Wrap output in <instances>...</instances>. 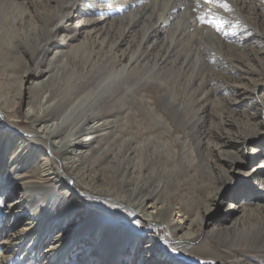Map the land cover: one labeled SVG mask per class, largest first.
Returning <instances> with one entry per match:
<instances>
[{
    "label": "bare ground",
    "instance_id": "obj_1",
    "mask_svg": "<svg viewBox=\"0 0 264 264\" xmlns=\"http://www.w3.org/2000/svg\"><path fill=\"white\" fill-rule=\"evenodd\" d=\"M223 2L227 9L215 0H0L8 15L0 83L15 91L0 94V118L18 127L25 103L28 129L41 137L0 135V262L20 252L18 264H264V180L253 185L250 176L237 204L231 192L225 205L218 187L250 140L264 138V0ZM201 18H218L219 30ZM82 29L89 36L77 44ZM87 73L99 79L83 91ZM112 82L126 91L122 105L145 107V130L156 119L171 138H131L132 128L123 129L129 138H99L109 114L79 108ZM73 110L83 114L72 126ZM125 111L119 119L138 134V113ZM207 121L227 131L226 141L211 138ZM150 139L159 149L143 143ZM61 172L113 203L82 199ZM213 205L235 213L208 229ZM149 227H162L163 239ZM113 229L119 246L110 251L102 243ZM202 232L198 246L166 244Z\"/></svg>",
    "mask_w": 264,
    "mask_h": 264
},
{
    "label": "rangeland",
    "instance_id": "obj_2",
    "mask_svg": "<svg viewBox=\"0 0 264 264\" xmlns=\"http://www.w3.org/2000/svg\"><path fill=\"white\" fill-rule=\"evenodd\" d=\"M90 11L92 13H96L98 11V9L94 8L93 10H90ZM7 17H8V15L4 12V10L0 9V28H4L5 29L6 27H8V24H6L8 22L7 19H6ZM76 20H80V15H78ZM133 33H131V34H133ZM85 36L88 37L89 36V32H87V31L82 29L81 33L79 35L77 44L82 43L84 41H87L88 38L85 37ZM20 38L25 40L26 39V34H24V33L21 34ZM64 50H67V48H65ZM102 69H104V70L101 71V72H106V70H107L106 67H104ZM76 75H78L77 72H76ZM96 76H97L96 74H88L87 73L86 77L83 80L80 79V82L82 84H84V86L82 88L83 91H88L91 87L96 85L97 79H99V78H96ZM0 81L2 82L1 76H0ZM111 81H114V82L118 81V74H115L114 76H112L110 78V80H108L107 82L111 83ZM263 83H264V78H263ZM112 85H111V87L108 86L109 87L108 91H111V92H109L107 95L102 97V99L98 98V99H100V101L99 100L96 101L94 99V100L90 101L88 104L84 103L82 105L83 107L79 106L80 107L79 109H81V111H82V109H86L87 108L85 113H87L88 116L95 115L96 113H99V112L105 113V114H107V113L109 114L108 116H110L109 117L110 120H109V123L107 125V128H106L105 132L99 138H119L118 136H120V138L121 137L122 138H129L128 136H125L126 131L123 130V129L132 128V130L134 131L133 126H128V123H131V121H129V120L126 121V122L125 121H121L122 119H119V117H118V115L119 116H124L125 115L124 113L126 112L125 110H126V108H128V106H130L132 109H134L136 114L138 113L137 114L138 115L137 119L139 118V120L141 121L140 129L138 130L139 133L137 134V133L132 131L133 134H131V136H130L131 138H171L169 136L168 132H167V128H166L165 124H163L162 122H160V121H158L156 119H152L151 128L145 130L146 126H148L147 125V121H149V120L147 119V117H149V116H145V114H144L145 112H143V110H142V112H139V110L144 109L145 107L144 106L143 107L139 106V108L137 107V109L134 108V107L137 106L136 103H135L136 105L133 104L134 101H132L133 103L130 102L129 103L130 105H122V104H124L122 102V98L127 96L126 91L121 90L118 93V84H116V83L114 84L112 82ZM98 89L97 90L99 91L100 94H102L104 92L103 90H101L100 86L98 87ZM262 89H263V94H264V85L262 86ZM14 92L15 91L12 89L11 85H6V84L5 85H1V83H0V94L1 95L4 96L5 93H10L11 94V93H14ZM105 92H106V90H105ZM136 92H137L138 96H139L138 93H141V91L140 92L136 91ZM32 96H33V92L31 93V97ZM138 96H135L136 98L133 97V99L136 102H137V99L139 98ZM85 99H88V97L85 98ZM128 99L133 100L131 98V96H129ZM120 101L122 103H120ZM124 106L126 108H124ZM25 107L26 106H25V103H24L17 109V116H18V118H17V126L18 127H16V128L8 127L0 118V135L9 134L12 137H18V136L21 137L22 136V137H25V138H41L39 135H37V133L29 131V129H28L29 121L25 118ZM120 113H121V115H120ZM81 114H83V113H81ZM81 114L77 110H73V111L69 112V114H68V117H69L68 118V122L71 123L72 126L76 122L80 123L79 119H77V118ZM204 126L205 127H203V128H210L211 129V131H212L211 132V136H212L211 138H215V139L219 138V140L226 141V139H227L226 132L227 131H224L223 129L217 127L214 124L212 125L210 121L205 122ZM73 128L74 127H72L71 130H73ZM203 128L200 127V129H199V131L201 133L205 132V130ZM68 129H69V127H68ZM68 129L64 130L63 138H69V134L67 135ZM263 129H264V126H263ZM20 130H21V132H20ZM29 134H30V136H29ZM261 134H264V130L261 131ZM75 137H76V135L73 136V138H75ZM143 143L145 145L149 143L152 147H153V145H155L157 147V149H159V147H160L157 144L155 139L154 140L153 139L146 140ZM232 145H234V146L237 145V142L233 141ZM117 149L118 148L115 147L114 148V152ZM231 150H233V149L230 148V152L232 153ZM239 154L240 155L237 156V157H239L238 158L239 161H237L236 164L234 165L235 168H236V171H233V172L230 171L229 172L230 173V178L228 179L229 181L225 180L224 181L225 183H223V184L220 183V185H218V187L221 188L220 198L224 202L225 205L230 200L229 198H230L231 192L234 193L235 196L237 197L235 199V201H234L236 204L239 203V201H241L240 197H239L240 192L238 193V190L240 191L243 188L244 192H248V187L246 186L247 185L246 182L248 181L250 176H252V177H250V178H252L251 179L252 181H251L250 184L254 183L253 185L257 184V182L260 179L264 180V165L262 164V161L264 159V138L251 139L250 140V146L248 147V149L246 151L240 152ZM4 156H7V155H4ZM181 157H182L181 158L182 163L184 165H187L190 162V160H191L190 156L187 155L186 153H183L181 155ZM51 159L53 160V167L54 168H56L58 170L62 166L65 174L66 175L67 174L71 175V173L69 171H67V169L65 168L64 161L62 159H58L56 156H53V157L51 156ZM106 169L108 170L109 168H106ZM215 172H216V175H218L217 171H215ZM60 174H61L62 178L64 179V182L67 184V186L71 187L72 184H74L76 194L80 195V197L82 199H84L86 201H89L91 204L95 205L97 202H101L102 204L107 206L108 203H113L111 198L105 197V196L101 195L97 191L89 190L87 187H85V185H83L82 183L78 182L73 175L72 176L74 178V182L72 180H70L68 177H66L62 172ZM116 181H118V179H116ZM245 186H246V188H245ZM15 191H17V190H15ZM16 196L14 195V197H16ZM6 200H7V198H6ZM8 201H10V199H8ZM51 204H54V203H51ZM24 208L28 210L27 206L24 207ZM201 210L203 212H205V208L204 207L201 208ZM209 210L210 211L209 212L206 211V213L204 215V218H205L206 222H209L208 226H207L208 229L213 227L215 224L216 225L217 224H221L225 219L230 218L235 213L234 211H229V212L226 211V212H224V206L219 209V208H217L216 205H213L212 209L210 207ZM47 213L50 216L51 215L53 216V214H54V213H52V211L47 212ZM1 225H2V218L0 217V227H1ZM23 227H25V226H24L23 223H21L17 227V229L23 228ZM149 228L146 229V231H147L146 234L147 235L149 233L150 234L151 233L156 234L158 232L159 235H160V239H163L164 230L162 229V227H159L157 231H156V229L153 230V229H151V228L149 229ZM106 233L108 235H106V238L103 237V243L102 244H104L107 249H110V251L111 250H116L118 248V246H119L118 245V231L113 229V230L106 231ZM204 236H205V232H202L201 235H199L196 239H191V240L184 239L182 242H180L178 240H174V239H170V238L166 237L165 240L167 242L166 244H168L167 245L168 247L171 246V247H175V249H178V250H184V249L187 248L188 245H190V246H198L201 243V241L204 238ZM185 253H183V254L185 255ZM19 255H20V252L18 254H15V255L9 254L8 257H6L3 260V262H0V264H18L17 260H18ZM225 262L223 264H228L227 262L226 263Z\"/></svg>",
    "mask_w": 264,
    "mask_h": 264
},
{
    "label": "snow or ice",
    "instance_id": "obj_3",
    "mask_svg": "<svg viewBox=\"0 0 264 264\" xmlns=\"http://www.w3.org/2000/svg\"><path fill=\"white\" fill-rule=\"evenodd\" d=\"M206 2H213V0H206ZM215 2L217 4H219L220 6L224 7V8H228V5L227 3H224L223 0H215ZM202 19V22H207V23H215L216 24V27H217V30H219V26L220 24L222 23V21H220L218 18H214V20H208V21H205L203 18Z\"/></svg>",
    "mask_w": 264,
    "mask_h": 264
}]
</instances>
